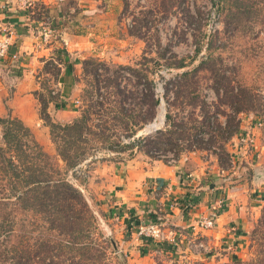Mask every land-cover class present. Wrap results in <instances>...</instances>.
<instances>
[{
    "label": "rangeland",
    "instance_id": "374dc122",
    "mask_svg": "<svg viewBox=\"0 0 264 264\" xmlns=\"http://www.w3.org/2000/svg\"><path fill=\"white\" fill-rule=\"evenodd\" d=\"M63 8L73 9L72 14L67 11L70 25L75 33L90 34L94 53L85 58L78 83L72 87L70 96L78 101L74 107L51 94L43 69L37 73L42 77L37 97L45 108L39 113L41 125L30 129L93 212L97 220L93 238L105 258L99 264H127L120 246L121 229L103 210L104 166L120 167L134 158L172 165L199 159L208 169L214 163L221 165L224 175L236 180L248 178V164L258 163L264 170V0H65ZM241 89L255 103L248 102L236 113L230 101L233 94H242ZM48 102L54 105L55 115L48 114ZM81 117L90 131L84 135L88 141L78 145L89 154L67 169L57 148L63 144L64 133L57 131V145L53 143L46 120L66 125ZM229 117L238 126L233 136L253 128L256 152L237 154L232 137L225 140L223 123ZM154 121L156 130L146 131ZM223 143L234 163L231 157L218 160L217 146ZM260 185L264 193V178ZM263 210L261 203L241 231L237 248L230 250L233 253L221 251L202 259L192 250L174 264L250 261L261 241L252 231ZM37 235L33 231V237ZM150 261L142 259L139 264ZM153 264L162 263L154 257Z\"/></svg>",
    "mask_w": 264,
    "mask_h": 264
},
{
    "label": "crops",
    "instance_id": "0c3cea01",
    "mask_svg": "<svg viewBox=\"0 0 264 264\" xmlns=\"http://www.w3.org/2000/svg\"><path fill=\"white\" fill-rule=\"evenodd\" d=\"M29 1L24 6L21 0H0V36L10 35L11 43L6 57L0 59V117L10 115L29 128H36L41 125L37 96L42 88V77L37 73L43 69L49 87H58L63 100L74 107L77 99L70 96L72 87L78 83L85 58L93 56L94 51L89 33L80 35L73 31L71 15H67L73 9L64 10L65 0ZM46 28L51 30V36L40 44V33ZM54 109L48 102V114L53 115ZM248 165V178L238 180L224 175L217 163L208 169L199 159L172 165L134 158L120 167L104 166L107 182L103 210L112 224L121 229L120 246L127 264H139L142 259H151L149 264H153L154 257L162 264H170L172 259L175 262L186 257L192 226L219 199L225 202L223 211L215 226L200 235L211 247V258L221 251L233 253L230 250L237 248L241 231L246 230L251 215L264 203L259 186L264 178L263 167L258 163ZM141 224H158L175 235L180 244L172 252L157 253L156 244L138 236ZM115 231L119 234L118 229Z\"/></svg>",
    "mask_w": 264,
    "mask_h": 264
},
{
    "label": "trees",
    "instance_id": "16d2710c",
    "mask_svg": "<svg viewBox=\"0 0 264 264\" xmlns=\"http://www.w3.org/2000/svg\"><path fill=\"white\" fill-rule=\"evenodd\" d=\"M118 91L121 92L120 87ZM241 93L233 94L230 101L236 113L248 102L251 106L255 103L252 96L243 95L246 89H241ZM38 100L43 113L45 106L39 97ZM233 118L226 119L220 128L226 133L225 140L238 130L231 123ZM84 119L60 125L45 118L53 143L57 145V131L64 133L63 144L57 148L67 169L74 168L89 154L78 145L90 131ZM217 149L219 161L230 157L225 143ZM30 216L32 221H28ZM96 221L84 195L51 162L32 130L19 118L0 117V264H99L105 258L93 238ZM17 230L21 233L16 234ZM35 230L38 235L33 237ZM256 234L261 241L256 244L252 259L235 260L233 264H264V210L252 231V235ZM107 242L115 246L111 239Z\"/></svg>",
    "mask_w": 264,
    "mask_h": 264
},
{
    "label": "built area",
    "instance_id": "2783aa9c",
    "mask_svg": "<svg viewBox=\"0 0 264 264\" xmlns=\"http://www.w3.org/2000/svg\"><path fill=\"white\" fill-rule=\"evenodd\" d=\"M21 1L24 6L29 5L30 3L29 0ZM50 36L51 30L49 28L43 29L40 33V44L46 43ZM10 44V35L3 34L0 36V59L6 57ZM15 57L16 56H13V58ZM51 94H58L59 98H62L61 94L58 92V87L51 89ZM76 102L78 101H75V103ZM251 129L253 128L247 127L245 133H239L231 138L233 146L238 149V153L235 151L237 154L243 155L245 151H248L249 153H251V151L256 152L255 140ZM153 130H156V126ZM241 150H243V153ZM232 158L233 157H231V159ZM186 159L187 158H184V160ZM235 160L232 159L231 161L234 163ZM224 207L225 202L222 199L217 200L206 215H201L197 218L195 224L191 228V232L189 233V250L191 252L194 251L198 256H201L202 259L211 258V247L206 243L204 237H202L200 233L204 230H210L215 226L217 218L223 211ZM137 234L138 236L153 241L157 245L156 252L160 254H164V252H172L165 250L164 245H170L174 249L180 244V241L175 238V235L164 231L158 224H141L137 228ZM170 264H174L173 259L170 261Z\"/></svg>",
    "mask_w": 264,
    "mask_h": 264
},
{
    "label": "bare ground",
    "instance_id": "6f19581e",
    "mask_svg": "<svg viewBox=\"0 0 264 264\" xmlns=\"http://www.w3.org/2000/svg\"><path fill=\"white\" fill-rule=\"evenodd\" d=\"M158 117H159V120L161 121V120H162V112L159 113ZM157 125H158V124L155 123V121H154V122H152L151 124H148V125L146 126V129H145V130H146V131L153 130L154 127L157 126Z\"/></svg>",
    "mask_w": 264,
    "mask_h": 264
}]
</instances>
